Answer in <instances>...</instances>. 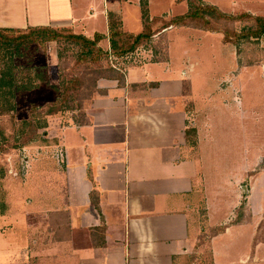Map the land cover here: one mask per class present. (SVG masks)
Segmentation results:
<instances>
[{
    "label": "crops",
    "instance_id": "crops-1",
    "mask_svg": "<svg viewBox=\"0 0 264 264\" xmlns=\"http://www.w3.org/2000/svg\"><path fill=\"white\" fill-rule=\"evenodd\" d=\"M190 1L148 0L150 19L184 15ZM199 1L227 14L264 17V0ZM142 11L141 0H0V28H68L91 38L101 33L106 37L99 46L109 51L111 28L143 32ZM191 29L197 28L163 29L151 41L165 31L167 39L171 35L166 45H142L130 53L142 55V61L126 64L124 56H114L117 64L112 61V67L122 78L98 80L87 122L60 129L59 147L27 156L21 198L12 197L20 201L25 217L24 243L19 247L1 239L0 232L1 260L13 259L11 255L20 249V264L43 258L51 264H195L193 251L203 229L202 217L210 227L225 226L210 241L214 264L245 262L258 253L264 245V239H258L264 209L253 207L258 188L253 179L264 173L255 168L264 160V150L254 154V164L243 168V174L235 176L230 167L225 168L229 188L216 183L223 149L206 123V108L210 110L214 94L197 91L201 61L185 43ZM204 44H221V40ZM239 74H232L235 83L225 91L226 97L232 92L240 97ZM56 78L52 77L54 83ZM215 91L219 103L226 101L220 84ZM257 119L258 112L252 122ZM60 157L66 159L65 165ZM227 193L231 194L227 210L221 211ZM241 204L245 217L238 223L233 219ZM6 215H0V224L10 221ZM249 226L254 231L249 258L227 260L224 243Z\"/></svg>",
    "mask_w": 264,
    "mask_h": 264
},
{
    "label": "rangeland",
    "instance_id": "rangeland-1",
    "mask_svg": "<svg viewBox=\"0 0 264 264\" xmlns=\"http://www.w3.org/2000/svg\"><path fill=\"white\" fill-rule=\"evenodd\" d=\"M191 3L192 6L204 5L199 0H191ZM210 19L211 22L206 24L202 19L190 23L196 27L210 25L213 30H229L234 39H236L233 35L234 32L241 35V37L238 36L237 44H224L222 33L212 35L199 31L200 28H197L188 31L190 33L189 40L188 38L185 40L190 51L193 54L198 53L196 55H199L200 59H198L201 61L197 67L199 70V76L195 82L198 85L197 91L204 95L207 94V96L214 94L210 110L208 106L206 108V123L209 124L213 136L221 140L219 145L220 150L223 149V152L220 153L222 172L217 176L216 183L220 184L223 189L229 188V182L224 177L225 168L230 167L235 176L243 174V172L241 173L242 169L254 164L253 157L264 150V105L260 108L261 103L264 104V32L259 35L251 34L252 30L259 26L256 20L250 17L231 21L228 18L220 17L219 13L213 12ZM157 24L160 27L163 21L159 22L158 20ZM246 33L248 35L244 36ZM68 34L70 33L62 31L56 40H45L43 43L23 40L19 38L18 32H10L7 39H0V44H12L9 51L0 54V70L4 71L10 68L18 76L20 85L38 86L32 90L16 92L14 99L9 95L11 101L14 100V109L10 110L3 105L0 106V215H6L8 212L6 216L11 217L8 223L0 224V232H2L1 239H7L19 247L24 243L21 240V236L23 237L21 228L25 217L22 214V208L20 209V201L12 200V197L21 198L23 178L29 168L26 161L27 156L41 152L42 148L43 151L50 152L49 150L54 146L59 147L62 138L60 129L75 121H83L86 117L89 119L88 109L92 97L98 93L94 87L95 79L99 75L107 73L102 66L110 69L112 61L115 65L117 64L113 55L102 57L98 63L80 59L82 49L75 44L82 42H75V39L67 37ZM163 34L160 37H155L154 41L144 44L143 47H152L149 46L150 44L166 45L165 43L171 40V35L167 39ZM173 37L176 38L175 35ZM220 40L221 44H204ZM16 44L22 45L17 47ZM129 55L124 56L126 64L142 61V55L141 58L137 53ZM238 73H241L236 78L237 86L241 90L240 97L235 98L233 92L230 97H226L225 91L235 83L232 74L238 75ZM54 75L57 77L56 83L52 79ZM74 78L78 81L73 83H79V89L72 92L71 98L63 101L60 96V91L64 90L63 79ZM218 84L224 93L222 97L226 100L220 103V98L216 97L218 91H215ZM255 108H260V110L257 111ZM257 112L260 120L252 122V118ZM29 119L33 120L38 132L34 134V138L30 142L24 144L30 128V125L27 124ZM72 138H76V136L72 135ZM212 140L214 141L213 137ZM33 144L35 147L28 151L26 147ZM39 146L42 147L39 149ZM56 152L59 153L58 150ZM60 159L61 164L65 165L66 159L63 157ZM211 163H213L212 159ZM49 165L52 166V163ZM259 167L264 169V160L258 162V166L255 168ZM253 180L258 182L257 192L253 198V207L255 211H258L264 209V192L262 190L264 188V173H259ZM246 183L243 182V184ZM241 195L243 197L240 201L244 204L245 195L243 193ZM230 197L231 194H224L221 211L227 210ZM243 204L239 207L233 221L236 220L239 223L245 217ZM202 218L203 229L193 251L194 263L214 264L210 241L218 230L215 227H210L205 223L204 217ZM252 232L254 233L253 228L249 226L245 231L229 236L222 248V251L227 254V260L238 261L249 258ZM261 238L264 239V228L258 239ZM255 243L258 242L255 241ZM25 244L28 246L27 242ZM11 256L13 259L11 257L8 260L0 259V264H20L18 262L22 258L20 249L15 250ZM31 264L51 263L43 258L35 262L31 261ZM234 264H264V245L259 247L258 253L256 251L255 255L247 261Z\"/></svg>",
    "mask_w": 264,
    "mask_h": 264
},
{
    "label": "trees",
    "instance_id": "trees-1",
    "mask_svg": "<svg viewBox=\"0 0 264 264\" xmlns=\"http://www.w3.org/2000/svg\"><path fill=\"white\" fill-rule=\"evenodd\" d=\"M190 9L189 11L180 16L173 17L171 19H165V18H154L150 19V15L148 12V0H141L142 5V12H143V22H144V30L143 32L139 34H132L122 31L118 28H111L109 33V38L111 41V49L109 51L103 50L101 46H99V42L106 37V35L101 33H96L93 38L77 34L73 32L71 29H64V28H53V27H31L28 29H8V28H0V39H7L8 34L10 32H18L19 38H22L26 41H38L43 43L45 40H56L62 31H67L70 34H68L67 37L75 39V42L81 41V44H75L78 47L82 49V52L80 54V59L85 61H92L95 63L100 62L102 57H108L110 55L123 57L130 53H133L138 47L151 42L153 40L154 36L161 32L163 29L171 27V26H188V27H195L200 28L202 30L212 31V32H218L223 34V40L225 42H231V43H238L237 39L238 36L241 37V35H238V32H234L233 35H235L236 39H234L231 36V33L229 30L226 31H220V30H213L211 29V26H202V27H196L194 25H191L195 20L202 19L203 22L209 23L211 22V15L212 13H219V16L222 18H228V20L231 21H239L242 20V18H253L258 23V28L255 30H252L251 34L259 35L260 33L264 32V17L262 16H255L251 15L249 13H243V14H227L220 10L218 7L213 5H201L197 4L196 6H192V3L190 1ZM162 22L163 24L159 27H154L157 23ZM250 34V35H251ZM243 35V34H242ZM248 35L247 33L244 34V36ZM42 38V39H39ZM16 40V39H15ZM22 40V41H23ZM10 45L12 44H0V54L7 52L10 50ZM22 44H16L17 47L21 46ZM6 50V51H5ZM102 68L107 72L99 75L95 79V91L98 92L97 83L98 80L101 77H120L122 78L120 72L114 68L111 67L110 69H107L105 66H102ZM119 78V79H120ZM18 76L13 73L10 68L8 70H0V106L3 105V107H6L10 110L14 109V98L15 93L20 90H32L35 87L38 86H30L26 84H19L18 83ZM33 81V80H31ZM78 81L77 79H69L65 80L63 79V89L60 91V96L63 99V101H67V99L73 95L72 92L77 91L79 88V83L74 84L73 82ZM47 84V83H45ZM47 87V85H45ZM13 97L11 101V97ZM93 98V97H92ZM87 117L83 121H75L77 124H84L87 121ZM28 125H30V128L28 129V132L26 134L24 144H27L34 138V134L37 133V127H35V123L32 119L28 120ZM218 230L217 234L223 232L225 230V226H222L220 228H215ZM216 234V235H217Z\"/></svg>",
    "mask_w": 264,
    "mask_h": 264
}]
</instances>
